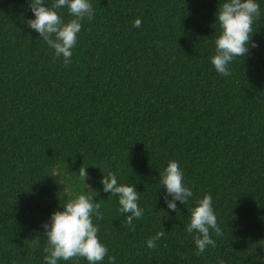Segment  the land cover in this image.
I'll use <instances>...</instances> for the list:
<instances>
[{
    "label": "trees",
    "instance_id": "16d2710c",
    "mask_svg": "<svg viewBox=\"0 0 264 264\" xmlns=\"http://www.w3.org/2000/svg\"><path fill=\"white\" fill-rule=\"evenodd\" d=\"M29 2L0 0V264H45L42 225L79 194L101 204L93 223L116 264H264V0L259 47L227 77L211 63L225 0H90L67 67L27 26ZM173 160L194 194L177 212L159 177ZM109 173L139 192L135 231L103 191ZM205 194L223 235L196 256L186 227Z\"/></svg>",
    "mask_w": 264,
    "mask_h": 264
},
{
    "label": "clouds",
    "instance_id": "9594fccd",
    "mask_svg": "<svg viewBox=\"0 0 264 264\" xmlns=\"http://www.w3.org/2000/svg\"><path fill=\"white\" fill-rule=\"evenodd\" d=\"M29 7L35 19H28L27 26L39 33L40 39L55 50L56 57L63 58L65 67L72 62V49L77 44L78 34L82 30V21L94 18V9L90 0H53L51 6L45 0H31ZM67 8L73 17L65 22L58 10ZM261 15L257 0H225L219 5L216 23L221 28V34L215 40V55L211 63L217 73L227 77L231 75L229 64L236 57H246L251 48L259 45L253 41V24ZM142 21L137 18L133 26L141 27ZM86 166L79 169V176L84 182L88 179ZM160 183L166 192L163 199L171 211L177 212V201L186 205L193 197L191 188L184 184V173L177 161H170L163 172H160ZM103 191L119 197L120 212L127 213L126 224L135 231L134 221L143 216L144 209L138 206L139 192L135 186L119 184L117 176L109 173L101 180ZM86 185V184H85ZM90 189V185H86ZM91 191V190H90ZM99 202L85 194H79L69 200L62 210L52 213L50 220L42 225L47 246L43 248L45 264H58V261H70L84 258L89 264H100L108 256V248L100 241V228L93 223V217L104 219ZM188 234L196 232L194 243L196 256L203 254L211 246L216 247L217 237L223 235L213 209V198L205 194L199 199L197 206L191 211L190 223L186 227ZM165 231L157 232L147 240L149 249L157 248V241L164 237ZM37 237L35 240H39ZM34 240V241H35ZM109 264H116L115 256H108ZM218 264H225L221 259Z\"/></svg>",
    "mask_w": 264,
    "mask_h": 264
}]
</instances>
